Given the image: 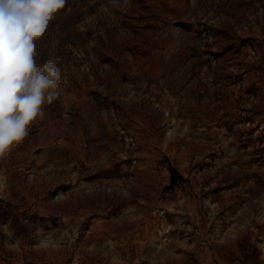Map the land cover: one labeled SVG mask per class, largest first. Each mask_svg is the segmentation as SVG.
Here are the masks:
<instances>
[{
    "label": "rangeland",
    "instance_id": "374dc122",
    "mask_svg": "<svg viewBox=\"0 0 264 264\" xmlns=\"http://www.w3.org/2000/svg\"><path fill=\"white\" fill-rule=\"evenodd\" d=\"M37 44L0 264H264V0H67Z\"/></svg>",
    "mask_w": 264,
    "mask_h": 264
},
{
    "label": "clouds",
    "instance_id": "9594fccd",
    "mask_svg": "<svg viewBox=\"0 0 264 264\" xmlns=\"http://www.w3.org/2000/svg\"><path fill=\"white\" fill-rule=\"evenodd\" d=\"M67 0H4L0 6V156L45 119L43 106L58 98L61 69L38 60L37 42Z\"/></svg>",
    "mask_w": 264,
    "mask_h": 264
},
{
    "label": "trees",
    "instance_id": "16d2710c",
    "mask_svg": "<svg viewBox=\"0 0 264 264\" xmlns=\"http://www.w3.org/2000/svg\"><path fill=\"white\" fill-rule=\"evenodd\" d=\"M173 181H175V180L173 179Z\"/></svg>",
    "mask_w": 264,
    "mask_h": 264
}]
</instances>
